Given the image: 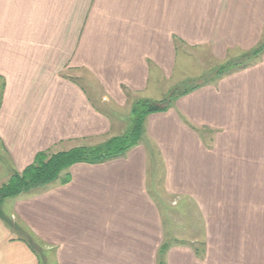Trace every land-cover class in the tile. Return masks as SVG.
Wrapping results in <instances>:
<instances>
[{"label":"crops","instance_id":"obj_1","mask_svg":"<svg viewBox=\"0 0 264 264\" xmlns=\"http://www.w3.org/2000/svg\"><path fill=\"white\" fill-rule=\"evenodd\" d=\"M262 44L264 0H0V187L41 151L123 135L150 94L197 86L126 154L8 198L0 264H264V50L193 85Z\"/></svg>","mask_w":264,"mask_h":264},{"label":"trees","instance_id":"obj_2","mask_svg":"<svg viewBox=\"0 0 264 264\" xmlns=\"http://www.w3.org/2000/svg\"><path fill=\"white\" fill-rule=\"evenodd\" d=\"M263 50L264 44L252 52L251 58L259 55ZM242 65L245 64L237 63L234 67ZM196 87L181 91L174 89L167 98L161 100L144 99L137 101L132 110L134 121L131 128L123 135L113 137L102 144L96 146H78L55 153L50 151L37 153L31 165L26 167L21 173L15 172L8 182L0 187V205L6 198L17 197L24 192L42 188L57 181L62 172L76 163H98L126 154L131 148L140 143L143 124L148 115L167 111L178 96ZM69 180L70 176L67 174L64 177L63 183ZM167 247L168 242H165L161 245L160 252Z\"/></svg>","mask_w":264,"mask_h":264},{"label":"rangeland","instance_id":"obj_3","mask_svg":"<svg viewBox=\"0 0 264 264\" xmlns=\"http://www.w3.org/2000/svg\"><path fill=\"white\" fill-rule=\"evenodd\" d=\"M190 52H192L193 53L192 55H194V53L196 51H195V49H189L188 53H190ZM250 60H251V56L247 55V56H244V57L242 56L238 60V62H236L234 64H229V65H227L225 63L224 64H217V65H214L215 67L213 66V68H211V65H210V67L208 68L209 69L208 72L203 76V78H197L196 80H194L193 85L199 84V83H207V82H210L212 80H215L220 75L225 74L229 70L233 69L234 65H236L237 63L245 64L246 62H248ZM194 73H196V72L194 71V69L192 67H189V70H186L184 73H180L176 69L175 75L171 79L170 82L173 83V84L180 83V81L184 77V75H193ZM188 84H190V82H186V83L185 82H183V83L181 82V84L178 85L175 88L180 90V88L187 87ZM164 97L167 98L168 96L167 97L166 96H162V94H160V93L159 94L158 93L150 94V98L154 99V100L164 99ZM155 179H156L157 183H159V182L161 183L162 177H156ZM157 186L159 187V185H157ZM11 201L12 200L11 199L8 200V198L3 200L1 205H0V211H2L4 214H6L7 212H6L5 208H8L7 206H9ZM170 213H169V216H171V218L174 219V221H177V214H174V211H170ZM197 244H198L199 248L203 247L202 243L200 241H198ZM44 253L46 254V258H45L46 259V263L47 264H53V256H52V254H50L49 251H46ZM42 255H43V252H42ZM41 259H43L42 256H41Z\"/></svg>","mask_w":264,"mask_h":264}]
</instances>
